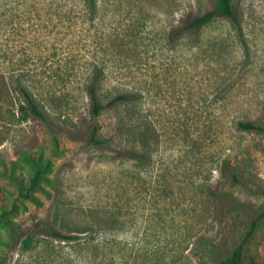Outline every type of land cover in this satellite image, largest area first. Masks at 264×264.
Masks as SVG:
<instances>
[{
	"label": "rangeland",
	"instance_id": "374dc122",
	"mask_svg": "<svg viewBox=\"0 0 264 264\" xmlns=\"http://www.w3.org/2000/svg\"><path fill=\"white\" fill-rule=\"evenodd\" d=\"M214 2L0 0V264H218L238 246L264 205V133L237 128L264 127V0L232 1L240 32L217 18L177 35ZM93 70L101 106L138 102L94 118ZM21 87L43 119L23 117ZM96 123L112 149L89 141ZM141 131L138 165L120 150ZM248 253L264 264V221Z\"/></svg>",
	"mask_w": 264,
	"mask_h": 264
},
{
	"label": "trees",
	"instance_id": "16d2710c",
	"mask_svg": "<svg viewBox=\"0 0 264 264\" xmlns=\"http://www.w3.org/2000/svg\"><path fill=\"white\" fill-rule=\"evenodd\" d=\"M84 5L86 6L87 10L94 14L96 12V2L97 0H83ZM233 0H215L213 9L204 15L196 18L193 20L190 24L182 28L181 30L177 31V35L182 33L183 31H199L202 28L206 27L210 23L214 22L217 18H224L229 20L232 24L234 29L237 32H240L239 24L237 22L235 11L232 4ZM104 72L102 70H93L91 72V77L89 78V81L85 84V91L87 95L89 96L91 102H92V114L93 117L96 118L100 115V113L106 109L107 107H120V106H130L134 105L138 102V99L135 94L126 93L117 95L114 97L107 106H101L98 98H97V90L99 88V78L101 79L103 77ZM20 92L22 96L24 97L27 106L23 107L21 106V112L23 113V117L26 118L28 115L32 114L36 117L43 119L42 113L39 110L37 104L35 103L33 96L27 91L26 88L21 87ZM237 128L242 132L247 133H264V127L261 125H258L253 122H238ZM100 127L96 123L92 129L91 136L89 138V141L102 149L109 150L112 149L111 146V139H102L99 136ZM137 136L134 147L130 151H121V155L124 158H127L131 161H134L138 165H143L145 162V156L143 154V151L146 149L148 145V137L147 133L141 131L136 132L135 134ZM35 172L34 176L31 180L29 190L25 194H22V197L25 199H30L31 201H36V199L33 196V192L38 191L40 189V182L45 180V174L46 172L50 171V163H48L45 167L42 168V166L38 163L34 164ZM233 181L237 182V176H232ZM210 195L216 196L217 193L210 192ZM260 195L264 197V191L260 192ZM16 207L13 208V211H15ZM7 213L0 214V222H7ZM264 221V205L257 211L256 216L251 220L249 223L247 230L240 240L238 246L227 256L223 257L218 264H257L255 259L249 255L248 253V247L250 245L251 240L253 239L254 234L256 233L257 229L261 225V223ZM83 233V232H82ZM48 235L59 239L61 241L65 242H75L79 238L77 236H67V235H60L56 231L48 229ZM32 237H28L24 245L26 249L32 247ZM1 238H0V246H1Z\"/></svg>",
	"mask_w": 264,
	"mask_h": 264
}]
</instances>
